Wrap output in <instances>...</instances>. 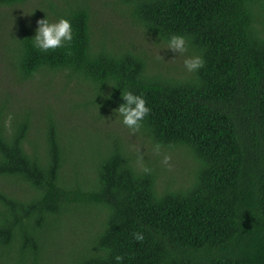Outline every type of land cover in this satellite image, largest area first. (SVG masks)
Here are the masks:
<instances>
[{
	"label": "trees",
	"instance_id": "obj_1",
	"mask_svg": "<svg viewBox=\"0 0 264 264\" xmlns=\"http://www.w3.org/2000/svg\"><path fill=\"white\" fill-rule=\"evenodd\" d=\"M31 3L0 0L12 67L66 85L70 123L98 126L66 130L50 107L0 98V264H264V0H40L18 13ZM46 14L71 20L70 44L33 48ZM172 33L203 53L198 72L159 69L144 39ZM125 90L151 109L140 138L187 151L189 185L161 189L160 168H140L105 127Z\"/></svg>",
	"mask_w": 264,
	"mask_h": 264
},
{
	"label": "rangeland",
	"instance_id": "obj_2",
	"mask_svg": "<svg viewBox=\"0 0 264 264\" xmlns=\"http://www.w3.org/2000/svg\"><path fill=\"white\" fill-rule=\"evenodd\" d=\"M39 1L40 0H32L31 5L28 4L22 9H19L18 13L22 14L26 9L32 7L37 9ZM144 40L146 48L151 49L155 54L154 57L156 58L158 56L162 60L164 68L163 66H158L161 71H168L175 77H180L184 71H187L184 67L183 56H179L167 50L162 43L157 44L155 37H147ZM6 44L7 39L4 36H0V98L5 95H11L13 101H20L35 112H41V110L44 111L50 107L57 121L63 122L66 130L68 127L75 126L77 121L70 123L74 116L72 112L66 108L69 107V104L66 103V99L72 97L68 95L70 89L66 92L67 94H64L62 90L63 86L66 85H42L39 82L40 77L33 82L20 81L12 67V61L7 52ZM68 87L74 88L75 84L68 85ZM73 98L76 99V96H73ZM104 116L105 127L119 135L122 139L124 138L123 140L128 143L131 151L137 154V163L140 168L147 166L150 160L152 165L155 166L156 164V166L160 168L161 175L159 176L158 184L161 189H164L168 184H172L173 189L189 185L191 180L189 172L192 168L184 167L188 159L184 160L181 158L183 154L186 156L189 155L187 151L180 149H157L150 140L140 138L137 131H132L123 125L116 114L112 113V109L107 110ZM96 124L95 120H86L81 121L76 126H80V128L85 126L90 130L94 129L95 132L98 126ZM108 134L110 133L106 132L103 134L104 138H106ZM166 157L167 161L165 162ZM190 162L192 163L193 160ZM187 168L188 170H186Z\"/></svg>",
	"mask_w": 264,
	"mask_h": 264
},
{
	"label": "clouds",
	"instance_id": "obj_3",
	"mask_svg": "<svg viewBox=\"0 0 264 264\" xmlns=\"http://www.w3.org/2000/svg\"><path fill=\"white\" fill-rule=\"evenodd\" d=\"M73 40L72 22L66 17H60L57 20H52L46 14V17L37 21V28L35 35L30 39L33 48L38 51L47 52L65 47ZM167 50L183 56L184 67L190 73L198 72L205 66V59L202 52H194L187 55L190 37L183 34L172 33L161 41ZM122 100L124 103L120 104L115 109L116 116L121 120L123 125L132 131L139 130L146 116L151 111L147 100L143 94H136L131 90L122 91ZM157 148L159 146L157 145ZM167 157L165 158V162ZM117 264L122 262L123 257L115 256Z\"/></svg>",
	"mask_w": 264,
	"mask_h": 264
}]
</instances>
